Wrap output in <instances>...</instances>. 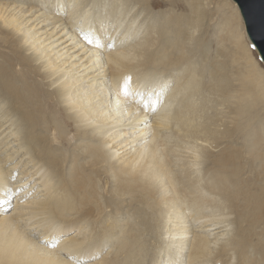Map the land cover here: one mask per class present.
<instances>
[{
    "label": "bare ground",
    "instance_id": "6f19581e",
    "mask_svg": "<svg viewBox=\"0 0 264 264\" xmlns=\"http://www.w3.org/2000/svg\"><path fill=\"white\" fill-rule=\"evenodd\" d=\"M24 1L0 0V23L20 32L0 40L11 50L0 57V136L16 137L32 164L10 185L4 162L15 152L0 145V264H264V71L241 10L212 50L203 0H38L68 13L57 40L76 35L74 52L89 54L86 91L80 70L62 68L72 55L59 65L62 54H49L54 35L37 37L7 12ZM125 77L147 109L121 94ZM28 177L42 198L8 215L11 198L31 193L15 192Z\"/></svg>",
    "mask_w": 264,
    "mask_h": 264
},
{
    "label": "rangeland",
    "instance_id": "374dc122",
    "mask_svg": "<svg viewBox=\"0 0 264 264\" xmlns=\"http://www.w3.org/2000/svg\"><path fill=\"white\" fill-rule=\"evenodd\" d=\"M7 1L10 2L12 0H7ZM167 1H171V0H167ZM203 1H204V5H205L206 9L209 10V12H210V14L212 16L211 20L208 21V23L211 25V26H209V31L208 32H209L210 39L212 38V50L213 49L216 50L217 47H218V45H219L218 42H216V41H218L217 40V37H218V34H219L218 32L220 31V34L223 33V31H221L222 29L220 27H222V25H223L222 22H223L224 18L227 16L229 19L232 18V20H234V18H235V17L233 18V15H234V12H233L234 11V7L236 8L237 13H239V14H241L240 13V9L238 7V4L234 0H229L230 1V4L225 5V12L226 13H224V15H223V12H221V10H220V12L217 10V7H218L219 2L221 0H203ZM223 2L224 1L222 0L220 4L222 5ZM53 9L55 10L54 12H49V10H47V8L44 6L43 1L42 2H38V0H36V1H34V0H28V1H24V2H18V3L17 2H14V3L11 2L10 7L7 8V12L9 14H12V13L15 14L16 13L15 16L20 19V20H18V22L20 24L22 23V26L21 27H27L28 26V28H31V30H32V32L34 34H38L39 33L37 35V37H41V36L42 37H45V36H48V33L49 34L52 33L54 35V37L52 36L50 38V40L47 41V47L49 46L48 47V49H49L48 52H50L49 54L50 55H53V54H62L61 56L59 55L61 57V58L59 57L60 60H58L59 58L57 59L59 65H62V63L66 59H68L70 57V55H72V57L70 58L71 60L69 59L68 62L65 64V67L62 66V68H65V70H70V71L73 69V71H71L72 73H75L77 70H80V71H78V73L76 72L75 75L79 76V78H81V77L83 78L82 79V81H83L82 83L84 85L83 84L82 85L85 86L84 88L87 91V89L88 90L90 89L89 81L91 80L90 78L93 75V73H91V75L88 76V73L92 70V68H89L88 67L87 69H85L86 67L83 66V64H85V60L87 58V55H89V54H85V55L81 56V55L76 54L78 52H74L75 48L73 47V44H74L73 42H77V40H79V38L78 37L75 38L76 35H75V33L73 31L69 32V34L70 33L71 34L74 33V35H75L74 36V40H70V41L66 42L65 44H61V42H62L63 39H58L57 40V37H59V36L61 37L63 34H65L66 32H68V30L70 31L69 28L63 29V31L65 30L64 32L62 30H60V29H62V27L65 26V23L64 22L66 21V19L68 17V15H67L68 13L66 11H61V8H58L57 9L56 6H54ZM22 10H23V13H20V12H22ZM156 10H158V11H160V10L161 11H169V10H172V8L171 7H168V6H166V7L163 6V7H160V8H156ZM175 11L181 13L182 12V9L177 8ZM7 12L5 14H8ZM45 17H48V18L45 19ZM239 17H240L239 19L242 21L243 26H244V32H245L244 35H245L246 41L248 43L249 49L251 50V54H252L253 58L258 62V64L261 66V68L264 71V62L261 60L257 49L254 47V45L250 42V40L248 38V35H247V32H246L245 23H244V20H243L242 16L240 15ZM61 21L63 22V25H62ZM0 27L2 29L6 30V31H10V33H8V34L7 33L6 34H2L1 31H0V40H2L1 39L2 36L3 37L6 36V38L8 40H10V41L13 42V40H16L17 39V36L20 34L19 31H15V30L12 31L10 28L4 26L3 24H1ZM211 27H213V28H211ZM12 32H13V34H12ZM69 34H67V37H69L68 36ZM225 43L228 46V47L226 45L224 46L226 49H228L229 46L230 47H234L235 46L234 43H229V42L227 43V41H225ZM23 44L24 43L22 42L21 45H23ZM24 46H25V44L23 45L21 52L23 51L22 52L23 55H27V54L30 55L31 54V50L28 51V49L26 48V46L25 47ZM214 46H215V48H214ZM67 50H68V52H67ZM10 51L11 50L9 49V47H7L5 44H0V57L1 58H3L4 56H6L7 54H10ZM57 51L59 53H57ZM3 52L6 53V55L1 54ZM88 53H90V52H88ZM79 54H81V52H79ZM71 62L73 64H75V66H72V67L69 66V63H71ZM34 65H37V64L34 63ZM39 65H40V63H39ZM80 65H81V67H78ZM97 66H98V64H97ZM19 68H20V65H15V69L14 70H19ZM41 71H42V73H44L43 69ZM95 73H97V72H95ZM48 79H45V80L42 81V78L41 77H37L38 82L39 81L40 82H43L45 84L44 86L46 88L51 89L54 85L53 86H47V83H49V81L52 78H50L49 80ZM79 83H81V81ZM93 88H95V86H93ZM97 90H99L98 91L99 92V95L102 96L103 93H102L101 88L100 87L99 88H96L95 91H97ZM208 93L209 92L206 93V96L208 98H214V97H216L215 94L210 95L211 93H209V94ZM101 96L96 97V100H99V97H101ZM97 102H99V101H97ZM99 104H100V107L103 106L102 108L104 109L105 104H103L101 102H99ZM211 104L214 105V103H211ZM218 108H224V107H220L219 106ZM105 110H107V109H105ZM211 111H214V109L210 110V113H211ZM224 111H228V108H225ZM1 122H3V119L0 120V124H1ZM6 126H7L6 124H3V128L6 127ZM3 128L0 127V131L3 130ZM71 128H72V126L66 128V130L69 132V135H68V137H69V145L71 144V146H72V143L76 140V138L74 137L75 133H74V131ZM71 130H72V132H71ZM7 133H8L7 130L5 131V133H4V131L2 132V134L0 136V142L2 141V138L4 139V136ZM14 138H16V137H14L13 135L7 136L0 143V145L2 146V144L5 145V143L9 141V143L6 146L2 147V149H1L2 150V153H4L3 156L6 155L7 152L10 153V152H13V150H14V152H15V150H17V148H18V144H17L18 140L16 141V140H14ZM56 139L57 138H55V140ZM71 141H72V143H71ZM67 145L68 144L64 145V147L65 148L69 147V145L68 146ZM19 152H21V151H19ZM22 157L23 156L21 155V153L19 154V153H16L15 152V153L11 154V156H7V160L4 162V164H5L6 167L7 166L8 167H12V171H11V175H10V185L15 186V187H17L18 186L17 184H20L21 183L19 181L26 176L25 174H23L21 172H23L27 168L30 169L29 166L32 165L31 163L26 164L28 158H24V157L22 158ZM28 174H30V173H28ZM106 177L107 176L104 175V179L102 181L105 184V186L107 187V186H109L110 183H109V178L107 180ZM29 178L30 177L26 178L25 179L26 181H24V182H27V183H25L24 185H21L19 188H15V187L14 188H15L16 194H18L20 196H21L22 191L25 188H27L31 193L28 192L26 195H23L22 197H19V198H16L15 197V199H14L13 202H12V198H11L10 201H9V205L10 204L11 205L7 209L8 215H11L12 213L15 214L18 211V209H15V206L16 205L17 206L24 207V209H25V208H28V206L26 204H28L29 201L33 200L35 198V196L39 197V199L42 198V196H41V194L43 193L41 191L42 187L41 186H38L40 184V180L39 179H35V181H33V179L35 177H33L32 179L31 178L29 179ZM106 181H108V182L106 183ZM4 208L6 209V206ZM24 217H26V216H24ZM23 222H25V221H23ZM197 230H199V228ZM75 232L77 233V231H75ZM220 233H221V231H220ZM65 237H67V236H65ZM68 237H69V235H68ZM105 248L107 249V246ZM106 249L102 253H105L106 251H108V249L107 250ZM98 254H101V252H99ZM162 260H163V258L161 259L160 262H162ZM165 261H166V259L164 260V262ZM91 262H92V259L90 260V263Z\"/></svg>",
    "mask_w": 264,
    "mask_h": 264
},
{
    "label": "water",
    "instance_id": "95a60500",
    "mask_svg": "<svg viewBox=\"0 0 264 264\" xmlns=\"http://www.w3.org/2000/svg\"><path fill=\"white\" fill-rule=\"evenodd\" d=\"M240 7L250 40L264 62V0H235Z\"/></svg>",
    "mask_w": 264,
    "mask_h": 264
},
{
    "label": "snow or ice",
    "instance_id": "6c2138e0",
    "mask_svg": "<svg viewBox=\"0 0 264 264\" xmlns=\"http://www.w3.org/2000/svg\"><path fill=\"white\" fill-rule=\"evenodd\" d=\"M91 39H89V43H91ZM109 47H112V45H109ZM121 94L126 98L131 100L134 96L139 98V105L140 107L147 109L149 107V104L145 102L144 97L145 94L142 91L137 90L135 93L131 91V77H125L122 85H121ZM153 111H155V108L153 107ZM55 246V245H53Z\"/></svg>",
    "mask_w": 264,
    "mask_h": 264
}]
</instances>
